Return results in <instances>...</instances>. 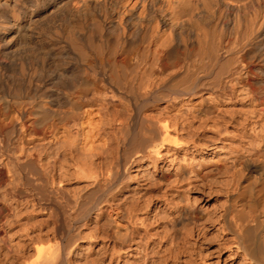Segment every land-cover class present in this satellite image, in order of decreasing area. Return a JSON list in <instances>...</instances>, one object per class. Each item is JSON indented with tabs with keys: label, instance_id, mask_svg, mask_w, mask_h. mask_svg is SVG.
<instances>
[{
	"label": "bare ground",
	"instance_id": "bare-ground-1",
	"mask_svg": "<svg viewBox=\"0 0 264 264\" xmlns=\"http://www.w3.org/2000/svg\"><path fill=\"white\" fill-rule=\"evenodd\" d=\"M177 151L264 264V0H0V264H216Z\"/></svg>",
	"mask_w": 264,
	"mask_h": 264
},
{
	"label": "rangeland",
	"instance_id": "rangeland-1",
	"mask_svg": "<svg viewBox=\"0 0 264 264\" xmlns=\"http://www.w3.org/2000/svg\"><path fill=\"white\" fill-rule=\"evenodd\" d=\"M115 100L116 99L114 98V101ZM115 102H118V101L116 100ZM230 146H228L226 149L230 150V148L232 146H233L232 148H234V145H232L231 147ZM219 147H220V145H219ZM235 147L238 148V146H235ZM237 148H234V149H237ZM52 150L53 149H50V151H52ZM177 152L181 155V157H183V154L184 153H188V154L192 155L193 159L191 158V161H192L193 165L195 166V168H197L196 169V173L195 172H194V174L191 173V175H193L195 177L192 180H191L192 177L190 178V181H192L193 183H192L191 186L188 185V187L189 188H192L194 186V191L191 194V198L192 199H195V200H192V201L193 202L195 201V205H194L195 206V211L198 214L197 217H196V219H195V221H197V223L200 224V225H202V226H203V224L207 225V228H206L207 229V232H208L207 235H209L208 236L209 237L208 241H210L207 245L204 244L205 247L204 246H201L202 249L199 246V243H201V242L198 241L199 239H198L197 235H196V238L197 239L195 241H193V240L190 241L189 246H191L192 250L197 255L196 257H197L198 261H199L200 258H204V259H201L199 262H201L202 260L209 261L210 259H212L211 262L214 261V263H216V264H245V263H247V260L248 259H247L246 254L243 252V250L238 249V247L236 246L237 245V242H236V235H235L234 231L231 232L232 230L228 228V226L226 225V223L224 221L225 218L223 219L224 216H222V215H225L224 214V212H225L224 210L228 209L229 205L231 204L230 201H231L232 196L235 195V193L238 192V189L240 187L239 176H238V174L235 173L236 170L235 169L233 170V168H232V170H231V168H228V169H230L228 171V173H229L228 174L227 172H225L228 169L227 168H224L225 169L224 171L222 169L219 172H213L212 174L203 176V174H200L199 173L200 171H202L204 169V166H201V165L203 163H210V162H212L213 161L212 159H215L214 162H216L217 158H216V155L215 154H211V152L207 153V152H204V151H202V152H200V151H194V153L193 152H185V151H177ZM210 154H211V156H210L211 158L209 157ZM208 159H209V161L207 162ZM47 161L48 160H46V162ZM231 161H233V160H230V162ZM259 161H263L264 162L263 159L262 160L259 159ZM189 162H190V160H189ZM201 162H202V164H201ZM236 166H240V165L237 164ZM239 168H241V167H238V168L236 167V169H238V170H239ZM233 171H234L235 175L233 174ZM135 173H139V171L138 172L135 171ZM225 173H227V174H225ZM225 175H227L228 177L225 176ZM174 178H175V176L173 175L172 176V179H174ZM226 180H227V183L230 180V182L228 183L229 186L226 185L227 188L229 187V189L227 190L228 191V194H226L227 193V191H226L227 188L225 187V184H227L226 183ZM73 187L74 186H71L70 188L73 189ZM224 191H226V193ZM227 198H228V201H227ZM225 199L227 201L226 207H225V204H224ZM238 207H240V205H238ZM230 217L234 221L239 222V220L237 218H235L233 216H230ZM11 218H13V216ZM50 221H49V225L50 226L51 225L53 226L52 221L51 222ZM224 224L226 225L227 228L225 227ZM222 225H223V227H222ZM16 227H18L17 224H14L13 227L11 226L10 227L11 232L13 230H15ZM18 228H20V227H18ZM16 230L19 233H21V230H18V229H16ZM17 231H14V233L16 235L13 232L12 233L10 232L11 234L9 233L10 236L7 235V238L6 239L8 241L7 244L10 245V250L13 249V244L10 243V241L12 242V240H13L14 243H15V241H17L19 239V233H17ZM12 234H13V236H12ZM263 235H264V233H263ZM8 236L9 237L12 236L11 239L9 238V240H8ZM16 238H17V240H16ZM223 238H225V239H223ZM228 240L231 241L232 244ZM196 241H197V245H195L196 244ZM225 241H228V243H230L231 246L228 247L226 245L228 243H226ZM209 244L211 246L212 245L213 246L211 247V250H206L207 249L206 247ZM220 244H221V247L219 246ZM100 246H102V245H100ZM212 248H213L214 251L212 250ZM127 251H128V249H127ZM206 251H209V254ZM199 252H200V254H203V256H201L199 254ZM75 253H76V250H75ZM204 253H207V255L205 257H204ZM211 254H212V256L209 257V255H211ZM230 254L232 256H230ZM4 257L5 256L2 255L1 256V259L2 258L5 259ZM225 258H226V260H225ZM217 259H219L218 262H217ZM4 262H6V261H4Z\"/></svg>",
	"mask_w": 264,
	"mask_h": 264
}]
</instances>
